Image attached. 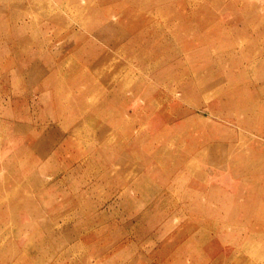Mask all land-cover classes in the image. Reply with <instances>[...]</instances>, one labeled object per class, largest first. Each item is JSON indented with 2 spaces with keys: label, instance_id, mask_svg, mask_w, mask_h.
I'll use <instances>...</instances> for the list:
<instances>
[{
  "label": "rangeland",
  "instance_id": "obj_1",
  "mask_svg": "<svg viewBox=\"0 0 264 264\" xmlns=\"http://www.w3.org/2000/svg\"><path fill=\"white\" fill-rule=\"evenodd\" d=\"M0 264H264V0H0Z\"/></svg>",
  "mask_w": 264,
  "mask_h": 264
},
{
  "label": "bare ground",
  "instance_id": "obj_2",
  "mask_svg": "<svg viewBox=\"0 0 264 264\" xmlns=\"http://www.w3.org/2000/svg\"><path fill=\"white\" fill-rule=\"evenodd\" d=\"M116 24H117V23H116ZM159 134H160V133H159ZM159 136H160V135H159ZM159 136H158V137H159ZM30 208H31L30 205H25L23 211H25L27 214H29V216L31 215V217H32V216H34V213L30 211ZM13 210H14V209H13ZM14 212H15V211H14ZM19 212H20V211H16L15 213H19ZM25 212H24V213H25ZM50 212H51V211H50ZM47 214H48V213H47ZM48 215H49V214H48ZM42 223H43V222H42ZM51 233H52V232H51ZM50 247H51V246H50ZM96 257H97V256H96ZM14 259H15V258H14ZM99 261H100V260H99ZM21 262H22V261H21Z\"/></svg>",
  "mask_w": 264,
  "mask_h": 264
}]
</instances>
